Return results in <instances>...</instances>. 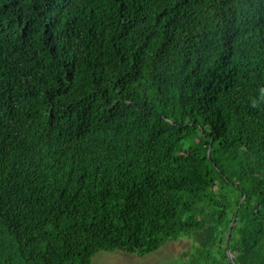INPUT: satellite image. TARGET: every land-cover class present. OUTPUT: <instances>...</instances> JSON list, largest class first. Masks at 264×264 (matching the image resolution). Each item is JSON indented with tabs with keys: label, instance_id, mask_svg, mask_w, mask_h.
<instances>
[{
	"label": "trees",
	"instance_id": "obj_1",
	"mask_svg": "<svg viewBox=\"0 0 264 264\" xmlns=\"http://www.w3.org/2000/svg\"><path fill=\"white\" fill-rule=\"evenodd\" d=\"M262 88L264 0H0V264H264Z\"/></svg>",
	"mask_w": 264,
	"mask_h": 264
},
{
	"label": "rangeland",
	"instance_id": "obj_2",
	"mask_svg": "<svg viewBox=\"0 0 264 264\" xmlns=\"http://www.w3.org/2000/svg\"><path fill=\"white\" fill-rule=\"evenodd\" d=\"M195 245L197 243L191 235H180L146 254L120 250L98 251L92 256L91 264H180L194 250Z\"/></svg>",
	"mask_w": 264,
	"mask_h": 264
},
{
	"label": "water",
	"instance_id": "obj_3",
	"mask_svg": "<svg viewBox=\"0 0 264 264\" xmlns=\"http://www.w3.org/2000/svg\"><path fill=\"white\" fill-rule=\"evenodd\" d=\"M231 226H232V223L230 224V226H229V228H228V230H227L226 239H225L226 246L228 245V234H229V231H230ZM227 253H228L230 259L232 260V258H231V253H230V251H229L228 248H227Z\"/></svg>",
	"mask_w": 264,
	"mask_h": 264
},
{
	"label": "clouds",
	"instance_id": "obj_4",
	"mask_svg": "<svg viewBox=\"0 0 264 264\" xmlns=\"http://www.w3.org/2000/svg\"><path fill=\"white\" fill-rule=\"evenodd\" d=\"M261 91L264 92V88H262Z\"/></svg>",
	"mask_w": 264,
	"mask_h": 264
}]
</instances>
